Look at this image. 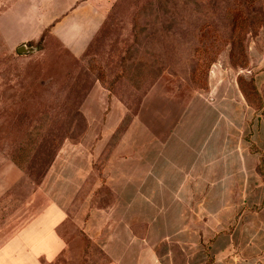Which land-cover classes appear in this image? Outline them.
Returning a JSON list of instances; mask_svg holds the SVG:
<instances>
[{"label":"rangeland","instance_id":"rangeland-1","mask_svg":"<svg viewBox=\"0 0 264 264\" xmlns=\"http://www.w3.org/2000/svg\"><path fill=\"white\" fill-rule=\"evenodd\" d=\"M35 2L0 0V241L41 209V192L30 195L86 126L138 141L142 127L166 137L189 125L196 142L210 143L212 162L251 169L252 190L224 216L243 240L237 264H264V0H113L80 57L48 36L16 52L18 13L43 12ZM89 94L107 99L86 102ZM69 236L56 264H111L84 235Z\"/></svg>","mask_w":264,"mask_h":264},{"label":"crops","instance_id":"crops-1","mask_svg":"<svg viewBox=\"0 0 264 264\" xmlns=\"http://www.w3.org/2000/svg\"><path fill=\"white\" fill-rule=\"evenodd\" d=\"M112 1L36 0L43 12L18 13V43L48 36L80 57ZM105 99L89 94L85 101ZM117 129L88 125L77 140L62 143L39 191L30 195L34 199L41 192L43 206L0 241V264H56L73 244V232L99 247L111 264L240 262L238 223L224 215L241 206L248 187L253 188L243 160L238 167L226 159L212 162L210 143L203 137L196 142L189 125L172 127L166 137L142 127L146 136L138 141L125 133L112 141ZM4 194L0 191V204Z\"/></svg>","mask_w":264,"mask_h":264},{"label":"trees","instance_id":"trees-1","mask_svg":"<svg viewBox=\"0 0 264 264\" xmlns=\"http://www.w3.org/2000/svg\"><path fill=\"white\" fill-rule=\"evenodd\" d=\"M234 15L236 17V21H238L239 23H244L246 20H247V17H246V14L244 12L243 9L239 8V9H236L234 10ZM44 35H45V32H44ZM43 39V36L40 38V40ZM39 40V41H40ZM38 41V42H39ZM29 44V43H28ZM49 165V164H48ZM20 168V167H19ZM1 205V204H0Z\"/></svg>","mask_w":264,"mask_h":264},{"label":"water","instance_id":"water-1","mask_svg":"<svg viewBox=\"0 0 264 264\" xmlns=\"http://www.w3.org/2000/svg\"><path fill=\"white\" fill-rule=\"evenodd\" d=\"M33 51H35V47L34 46H29L27 44H20L17 48H16V52L18 54H27V53H32Z\"/></svg>","mask_w":264,"mask_h":264}]
</instances>
